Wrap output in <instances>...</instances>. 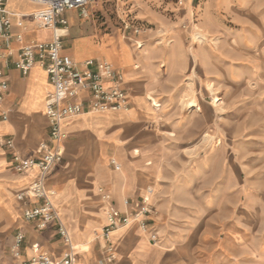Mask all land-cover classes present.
Masks as SVG:
<instances>
[{
	"label": "crops",
	"instance_id": "obj_1",
	"mask_svg": "<svg viewBox=\"0 0 264 264\" xmlns=\"http://www.w3.org/2000/svg\"><path fill=\"white\" fill-rule=\"evenodd\" d=\"M8 9L13 15L14 37L0 40V69L9 81V91L0 105V264H24L37 255L58 261L71 249L73 264H264V239L254 234L250 222L237 219L235 211L231 212L233 218L220 219L218 210H212L210 216L203 207H187L184 202L203 201L205 195L196 190L197 178L190 180L189 190L185 188L182 165L171 156L191 121L198 120L196 114L189 121L181 111L182 100L188 96L180 91L187 74L183 58L176 54L183 34L169 35L173 41L170 49L140 48L120 34L89 30L81 35L75 12L66 15L70 26L63 39V54L82 68L88 60L111 65L122 76L128 109L87 113L63 125V160L46 179V186L55 194L53 203L69 232L71 247L59 236L56 223L42 232L25 223L24 207L16 195L39 171L17 174L13 156L28 159L47 142L45 107L53 89L42 66L23 76L14 62L23 45L50 41L53 34L44 30L49 32L48 38L32 35L39 29L32 19L37 6L26 0H9ZM222 20L220 16L212 18L214 34L213 27L205 23L194 35L201 32L209 40L215 36L210 40L214 47L219 45L223 30L235 38L249 37L251 44L261 36L250 27L228 30ZM20 34L23 39L18 41ZM233 42L239 44L236 39ZM9 53L13 57L9 58ZM198 130L202 131V126L191 131L196 135ZM7 140L13 141V149L4 146ZM99 188L111 195L113 205L122 213L138 211L143 200L153 210L147 216L146 230L133 221L113 233V262L107 261L106 243L94 237L106 224ZM246 212L250 216V209L243 215ZM18 232L26 236L21 260L13 257Z\"/></svg>",
	"mask_w": 264,
	"mask_h": 264
},
{
	"label": "rangeland",
	"instance_id": "obj_2",
	"mask_svg": "<svg viewBox=\"0 0 264 264\" xmlns=\"http://www.w3.org/2000/svg\"><path fill=\"white\" fill-rule=\"evenodd\" d=\"M89 13L88 19L77 14L81 35L89 30L120 34L136 47L170 49L169 35L183 34L176 49L187 74L180 91L198 108L181 105V111L189 121L196 114L198 120L191 121L171 156L182 165L185 188L189 190L188 183L197 178L196 190L205 195L203 201L184 202L187 207H203L210 216L218 210L220 219L235 211L237 219H246L254 234L264 239V0H97ZM215 16L228 30L250 27L261 36L251 44L249 37L235 38L223 30L218 46L210 43L215 36L198 46L197 27L206 23L214 34ZM127 24L140 34L126 30ZM32 35L48 38L49 32L37 29ZM201 126L196 135L191 131ZM249 209L250 216L243 215Z\"/></svg>",
	"mask_w": 264,
	"mask_h": 264
},
{
	"label": "built area",
	"instance_id": "obj_3",
	"mask_svg": "<svg viewBox=\"0 0 264 264\" xmlns=\"http://www.w3.org/2000/svg\"><path fill=\"white\" fill-rule=\"evenodd\" d=\"M9 0H0V40L10 41L13 37V15L8 9ZM38 7L32 19L39 29L52 31L50 41H32L23 45L14 62L15 68L23 76L29 75L36 66H42L46 71L52 93L46 101L45 116L49 123L48 140L42 143L35 155L24 159L21 155L13 156L14 171L23 174L37 169V178L23 191L16 195L23 204L22 219L31 225L37 232L46 230L56 223L57 231L64 243L71 247V238L68 230L62 225L60 216L53 203L54 192L46 186V179L52 171L62 163L63 152L61 142L65 136L64 123L71 118L87 113L121 112L128 109L127 93L122 87V76L111 65L95 60H88L84 67H79L63 54V39L68 35L70 26L67 14L77 13L81 18L90 17L89 10L97 0H26ZM131 29L134 35L140 34V30ZM57 31H66L64 35H58ZM18 41L23 36H16ZM11 58L13 55L8 54ZM3 57L0 54V62ZM9 91V81L0 69V105L3 103ZM2 119H6L2 115ZM4 146L11 150L14 148L12 140L4 142ZM104 205L106 224L97 237L106 243L107 261L113 262L115 248L112 245L113 233L133 221H137L143 230L148 227L147 216L153 210L147 200H143L138 211L132 213L120 212L112 202L111 195L104 189L99 190ZM26 236L18 232L14 238L13 257L22 259V250ZM154 240V239H153ZM73 250L67 253L63 259L54 261L45 255L34 256L24 264H73Z\"/></svg>",
	"mask_w": 264,
	"mask_h": 264
},
{
	"label": "bare ground",
	"instance_id": "obj_4",
	"mask_svg": "<svg viewBox=\"0 0 264 264\" xmlns=\"http://www.w3.org/2000/svg\"><path fill=\"white\" fill-rule=\"evenodd\" d=\"M58 35H64L66 34V31H57ZM195 39L200 43V44H206L209 42V39L204 35L203 33L197 32L195 34ZM194 93V92H193ZM191 94V93H190ZM197 102L193 99H190L189 96H186L184 100L182 101V106L183 108H198ZM206 141H210V137H207Z\"/></svg>",
	"mask_w": 264,
	"mask_h": 264
}]
</instances>
